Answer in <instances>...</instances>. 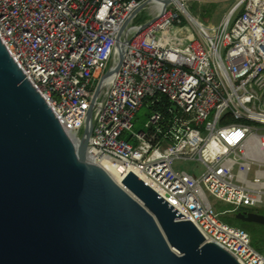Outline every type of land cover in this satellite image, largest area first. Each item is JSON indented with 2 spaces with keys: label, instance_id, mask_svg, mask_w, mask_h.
I'll use <instances>...</instances> for the list:
<instances>
[{
  "label": "built area",
  "instance_id": "2783aa9c",
  "mask_svg": "<svg viewBox=\"0 0 264 264\" xmlns=\"http://www.w3.org/2000/svg\"><path fill=\"white\" fill-rule=\"evenodd\" d=\"M176 1L185 7L173 0L145 30L130 25L124 63L95 106L87 157L122 181L135 173L240 264H264L250 235L224 223L209 199L235 215L264 205V0H238L218 26L184 11L185 24ZM145 4L159 5L0 0L3 44L75 144L117 36ZM144 107L149 123L135 132ZM179 161L202 172L177 171Z\"/></svg>",
  "mask_w": 264,
  "mask_h": 264
},
{
  "label": "water",
  "instance_id": "95a60500",
  "mask_svg": "<svg viewBox=\"0 0 264 264\" xmlns=\"http://www.w3.org/2000/svg\"><path fill=\"white\" fill-rule=\"evenodd\" d=\"M154 1L161 14L173 4ZM145 8L121 28L77 144L0 38V264H240L135 173L119 185L87 157L105 79L119 73ZM235 217L264 226L258 213Z\"/></svg>",
  "mask_w": 264,
  "mask_h": 264
},
{
  "label": "rangeland",
  "instance_id": "374dc122",
  "mask_svg": "<svg viewBox=\"0 0 264 264\" xmlns=\"http://www.w3.org/2000/svg\"><path fill=\"white\" fill-rule=\"evenodd\" d=\"M238 0H185V8L188 13L195 19H198L205 25H213L218 26L221 21L229 14V12L236 6ZM180 14L183 15V19L185 24L188 25V20L186 14L182 11H179ZM152 11L150 8L144 9L140 12L134 20L135 25H141L148 22L152 19ZM151 112L148 108H142L136 115L134 120L133 131L139 132L144 129V126L149 123V116ZM198 164L189 161H179L175 164V170H191L197 169L202 172V167L197 168ZM210 202L215 210L220 216V219L233 227L242 229L246 231L255 246L262 245L264 241V226L254 224V223H246L236 219L235 213L231 212L233 206L227 204L223 201L217 200L213 197H209ZM251 211L255 213H259L264 215V205L257 208L251 209ZM264 253V251H263Z\"/></svg>",
  "mask_w": 264,
  "mask_h": 264
},
{
  "label": "bare ground",
  "instance_id": "6f19581e",
  "mask_svg": "<svg viewBox=\"0 0 264 264\" xmlns=\"http://www.w3.org/2000/svg\"><path fill=\"white\" fill-rule=\"evenodd\" d=\"M176 3H177V5L179 6V9H181L183 12L185 11L186 13H188V11L186 10V8L185 7H183L180 3H178L177 1H176ZM161 9V6L160 5H155L153 8H152V14H154V15H156L157 14V12H158V10H160ZM189 14V13H188ZM192 17V16H191ZM193 18V17H192ZM193 20L194 21H199L198 19H195V18H193ZM112 177H113V179L116 181V183L117 184H121L122 183V177L121 176H119L118 174H113V175H111Z\"/></svg>",
  "mask_w": 264,
  "mask_h": 264
},
{
  "label": "trees",
  "instance_id": "16d2710c",
  "mask_svg": "<svg viewBox=\"0 0 264 264\" xmlns=\"http://www.w3.org/2000/svg\"><path fill=\"white\" fill-rule=\"evenodd\" d=\"M154 109H155V110H158L159 107H155ZM239 213H240V212H239ZM252 245H253V247H255L258 251H260V252H263V251H264V241H263V244H262V245H257V246H255V244H254L253 241H252Z\"/></svg>",
  "mask_w": 264,
  "mask_h": 264
},
{
  "label": "flooded vegetation",
  "instance_id": "af4514ba",
  "mask_svg": "<svg viewBox=\"0 0 264 264\" xmlns=\"http://www.w3.org/2000/svg\"><path fill=\"white\" fill-rule=\"evenodd\" d=\"M244 213V212H243Z\"/></svg>",
  "mask_w": 264,
  "mask_h": 264
}]
</instances>
